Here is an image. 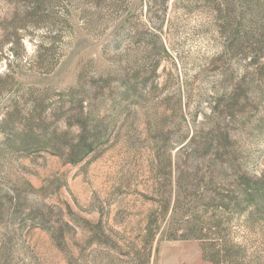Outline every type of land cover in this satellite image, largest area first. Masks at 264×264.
<instances>
[{"label":"rangeland","instance_id":"obj_1","mask_svg":"<svg viewBox=\"0 0 264 264\" xmlns=\"http://www.w3.org/2000/svg\"><path fill=\"white\" fill-rule=\"evenodd\" d=\"M258 25L264 0H0V124L37 99L65 146L80 121L108 135L74 165L8 151L0 133V264H264V192L246 204L238 173L213 176L201 151L228 125L230 165L264 185ZM238 84L249 100L230 120L220 111ZM201 161L180 181L177 165Z\"/></svg>","mask_w":264,"mask_h":264},{"label":"trees","instance_id":"obj_2","mask_svg":"<svg viewBox=\"0 0 264 264\" xmlns=\"http://www.w3.org/2000/svg\"><path fill=\"white\" fill-rule=\"evenodd\" d=\"M257 33H259L257 38L252 37L251 39V46L253 48L254 56L250 60L253 65H256L255 71L258 72L260 77L261 83H264V25H258L256 29ZM247 37V35L245 36ZM248 41L249 39H245ZM234 85L235 90L227 99L224 100V104L226 106H222L220 113L227 117V119L234 120L235 112H239L238 108V99H243L242 101H248V95L242 91L240 88ZM264 85V84H262ZM130 85L127 83L124 85V89L120 92L119 96L121 101H126L130 98L131 93ZM36 91L31 90L29 92L30 97H34ZM63 97V96H60ZM32 106H30V110L27 114L21 116V112L16 109V105H13V111L7 112L5 118L7 117L16 120H20L24 128L20 131V133H16L13 130H7L4 127V123H7V119L4 118L3 122H1V131L3 138V146L4 149L13 152H24L25 154L28 153H36V151H48L52 152L55 155L63 158L66 154H69L72 157V164L76 165L82 162L83 159L88 157L91 153L94 152L95 147L100 145L102 142L107 140V128L99 125H92L87 126V123L80 121L79 128L80 134L76 137V140L73 144L64 145L65 140L62 137L58 136L55 132H52L48 129V119L43 116V106L41 105L42 102H39L37 99H31ZM60 105H57L53 112V115L61 114L62 105L65 104L64 99L59 101ZM68 108L70 110H78L80 114L82 111L81 107V100H77L75 96L68 99L67 101ZM216 104V103H215ZM220 104H216L214 108H211V113H215L218 111ZM77 115V114H76ZM90 120V119H89ZM4 127V128H3ZM209 135H214L212 141L209 145L205 144L202 148V152L209 153L212 155V164L210 167L212 168L213 176L215 174H219L221 171L224 172L227 169L232 170L233 172H237L238 175L234 176V180L237 181L236 183V191H238L239 196L243 197L246 200V204L250 206H255V204L262 198V194L264 192V185L262 183L253 182L246 179L243 174H241L240 170H238L237 166L230 165L232 162L229 161L230 158H235L236 153L233 150H227L230 148L229 141V128L228 125L221 126L215 125L213 129L209 132ZM193 144L194 139L191 137L187 144ZM183 144V145H182ZM181 148L178 151L184 152L183 149L187 146L182 143ZM67 152V153H66ZM227 154L228 160H226L225 166H219L217 163H221L223 158L222 155ZM226 158V159H227ZM216 161V163L214 161ZM204 161L198 162L196 164H190L183 162L178 167V178L180 181L192 182L196 178V174H199L201 167L204 165ZM224 167V170L222 168ZM231 171V172H232ZM221 172V173H222ZM193 183V182H192ZM224 197L221 200L220 204H224Z\"/></svg>","mask_w":264,"mask_h":264}]
</instances>
